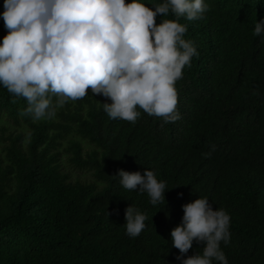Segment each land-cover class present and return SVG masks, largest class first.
<instances>
[{
    "label": "trees",
    "instance_id": "trees-1",
    "mask_svg": "<svg viewBox=\"0 0 264 264\" xmlns=\"http://www.w3.org/2000/svg\"><path fill=\"white\" fill-rule=\"evenodd\" d=\"M205 2L202 18L179 20L198 55L175 85V122L140 109L134 124L110 119L99 103L111 101L90 89L33 122L20 115L26 100L0 87V264H179L170 232L182 206L204 197L231 217L221 243L228 264H264V34H252L264 0ZM66 164L94 182L71 181ZM118 170L153 171L165 201L123 189ZM130 205L147 217L136 238L123 227ZM203 246L194 242L185 258Z\"/></svg>",
    "mask_w": 264,
    "mask_h": 264
},
{
    "label": "clouds",
    "instance_id": "clouds-1",
    "mask_svg": "<svg viewBox=\"0 0 264 264\" xmlns=\"http://www.w3.org/2000/svg\"><path fill=\"white\" fill-rule=\"evenodd\" d=\"M152 6L141 0H4L0 19L7 35L0 40V87L26 100L20 115L33 122L54 118L57 109L84 98L89 89L111 101L99 103L110 119L134 124L140 109L164 124L179 120L175 85L198 55L184 39L187 27L179 20L200 19L209 5L161 0ZM169 14L174 19L156 23L158 16ZM252 34H264V20L255 22ZM114 177L123 189L146 193L153 206L165 201L166 183L153 171L118 170ZM182 210L180 225L170 232L179 264H228L221 243L230 242V215L213 210L207 197ZM146 219L133 205L127 207L125 234L138 237ZM194 242L204 245L202 252L185 258Z\"/></svg>",
    "mask_w": 264,
    "mask_h": 264
},
{
    "label": "rangeland",
    "instance_id": "rangeland-1",
    "mask_svg": "<svg viewBox=\"0 0 264 264\" xmlns=\"http://www.w3.org/2000/svg\"><path fill=\"white\" fill-rule=\"evenodd\" d=\"M1 118L3 120H5L3 117H1ZM7 124H8V127H9V125L13 126V123H9L8 121H7ZM24 131L27 134V131L26 130H24ZM83 146L85 148V151H88L90 149L88 144H86L84 142H83ZM64 170L71 176L70 180L73 182H75L76 180H80L81 182H88V183L94 182V178L88 172L77 170L68 164H66V166H64Z\"/></svg>",
    "mask_w": 264,
    "mask_h": 264
}]
</instances>
